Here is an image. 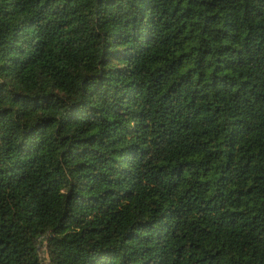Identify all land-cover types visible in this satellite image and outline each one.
Wrapping results in <instances>:
<instances>
[{"label":"trees","instance_id":"16d2710c","mask_svg":"<svg viewBox=\"0 0 264 264\" xmlns=\"http://www.w3.org/2000/svg\"><path fill=\"white\" fill-rule=\"evenodd\" d=\"M43 262L264 264V0H0V264Z\"/></svg>","mask_w":264,"mask_h":264},{"label":"rangeland","instance_id":"374dc122","mask_svg":"<svg viewBox=\"0 0 264 264\" xmlns=\"http://www.w3.org/2000/svg\"><path fill=\"white\" fill-rule=\"evenodd\" d=\"M44 247L43 246H41V249H40V253H41V257L44 259V257H45V254H44ZM43 264H46V262H43Z\"/></svg>","mask_w":264,"mask_h":264}]
</instances>
